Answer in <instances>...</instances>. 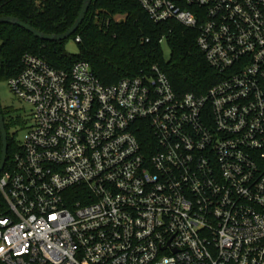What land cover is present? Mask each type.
I'll list each match as a JSON object with an SVG mask.
<instances>
[{
  "label": "built area",
  "instance_id": "obj_1",
  "mask_svg": "<svg viewBox=\"0 0 264 264\" xmlns=\"http://www.w3.org/2000/svg\"><path fill=\"white\" fill-rule=\"evenodd\" d=\"M137 2L196 31L221 79L179 95L157 65L106 86L25 55L0 264H264V0Z\"/></svg>",
  "mask_w": 264,
  "mask_h": 264
},
{
  "label": "trees",
  "instance_id": "obj_2",
  "mask_svg": "<svg viewBox=\"0 0 264 264\" xmlns=\"http://www.w3.org/2000/svg\"><path fill=\"white\" fill-rule=\"evenodd\" d=\"M84 3L85 0H7L0 9V18L15 17L45 34L62 35L75 24ZM118 16L125 20L116 21ZM197 37L196 31L174 22L155 24L137 0H94L83 25L71 38L79 48L77 55L67 51V41L45 42L19 27L0 26V79L18 77L23 71L24 56L30 54L60 71L69 72L76 63L86 62L106 86L136 78L157 65L177 94L202 96L221 77L198 49ZM165 43L170 48L169 59L163 49ZM6 127L9 133L7 124ZM18 149L9 133L7 168ZM1 156L0 144V162Z\"/></svg>",
  "mask_w": 264,
  "mask_h": 264
},
{
  "label": "rangeland",
  "instance_id": "obj_3",
  "mask_svg": "<svg viewBox=\"0 0 264 264\" xmlns=\"http://www.w3.org/2000/svg\"><path fill=\"white\" fill-rule=\"evenodd\" d=\"M125 17L118 16L116 21L121 22ZM66 49L72 55L79 53V48L73 39L66 42ZM167 59L170 58V48L163 45ZM0 103L5 113L6 124L9 126V133L17 145H21L28 130L33 126V108L22 100L11 88L8 79H0Z\"/></svg>",
  "mask_w": 264,
  "mask_h": 264
},
{
  "label": "water",
  "instance_id": "obj_4",
  "mask_svg": "<svg viewBox=\"0 0 264 264\" xmlns=\"http://www.w3.org/2000/svg\"><path fill=\"white\" fill-rule=\"evenodd\" d=\"M93 1L94 0H85V3L82 7L81 13L77 21L69 31H67L65 34L62 35L45 34L15 17L0 18V26L7 24V25H13L19 27L31 33L35 38L45 42H65L70 40L79 31L80 27L83 25L89 13ZM0 137H1V145H2V156L0 162V174H1L5 169L9 157V133L6 127L5 117L3 114L1 103H0Z\"/></svg>",
  "mask_w": 264,
  "mask_h": 264
}]
</instances>
